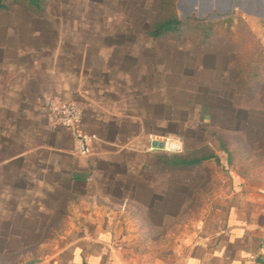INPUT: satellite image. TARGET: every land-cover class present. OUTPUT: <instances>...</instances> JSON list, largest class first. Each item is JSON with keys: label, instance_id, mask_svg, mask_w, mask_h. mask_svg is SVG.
Wrapping results in <instances>:
<instances>
[{"label": "crops", "instance_id": "obj_1", "mask_svg": "<svg viewBox=\"0 0 264 264\" xmlns=\"http://www.w3.org/2000/svg\"><path fill=\"white\" fill-rule=\"evenodd\" d=\"M187 1L205 12L182 18L177 0L180 20L233 18L264 56V0ZM44 3L0 11V244L24 245L14 253L28 264H264V80L245 87L239 30L202 45L149 27H40ZM53 101L81 107L89 156ZM149 134L209 158L170 169Z\"/></svg>", "mask_w": 264, "mask_h": 264}, {"label": "rangeland", "instance_id": "obj_2", "mask_svg": "<svg viewBox=\"0 0 264 264\" xmlns=\"http://www.w3.org/2000/svg\"><path fill=\"white\" fill-rule=\"evenodd\" d=\"M49 6L50 16L46 20L42 21L40 27H44L49 23L52 27H62L64 30L74 29L79 26L83 27H99L107 30H119V32L135 30L141 28L150 27V23L155 16L163 9H161L160 0H47ZM187 0H181L178 6V12L183 18L190 12H193V8H197L198 12H205L203 5L190 6L187 4ZM94 14V15H93ZM94 18L95 20H93ZM96 18H98L96 20ZM147 18V19H146ZM94 21L93 23H88ZM148 23V24H146ZM48 26V25H47ZM231 27H236L246 39V52L253 49V37L247 36L246 28L243 23L233 24ZM128 29V30H127ZM190 35H185V38L190 39ZM64 39V37H63ZM140 43L151 44L144 40L143 37H139ZM196 54L194 52L190 53ZM190 55V56H191ZM216 169L214 170L215 176ZM60 217L54 219V222L60 220ZM47 235L49 229H45ZM57 229H53V233H56ZM50 245H47V249ZM24 248L22 244H0V251L3 249L5 253L0 254V264H28L30 259L16 260V254L14 251ZM21 255V254H20ZM15 257V258H14Z\"/></svg>", "mask_w": 264, "mask_h": 264}, {"label": "trees", "instance_id": "obj_3", "mask_svg": "<svg viewBox=\"0 0 264 264\" xmlns=\"http://www.w3.org/2000/svg\"><path fill=\"white\" fill-rule=\"evenodd\" d=\"M176 1L177 0H160L161 10L150 23L148 36L154 40L159 39H174L182 40L184 37L183 31L185 29L191 30L190 40H197L200 44H206L214 38H231L232 35L229 30L233 24V18H227L223 20H217L214 22H208L206 20L197 19H186L180 20L176 13ZM22 3L28 10L41 14L45 10L44 0H0V11L7 10V6L10 3ZM248 36V34H247ZM250 37V36H249ZM241 38L239 43L245 44L246 39L244 36ZM254 40V39H253ZM253 49L251 51L244 52V62L242 67H239V74L244 76L245 87L248 83L256 80H264V56L261 51V47L258 42L253 41ZM246 50V47H245ZM247 88V87H246ZM262 88V99L259 101L262 103L260 108L264 115V84ZM249 92L252 90L247 89ZM255 103H258L256 101ZM264 119V118H263ZM262 145L255 151L257 155V164L261 165L264 163V133L262 134ZM245 150V149H244ZM226 151H228L226 149ZM251 152L250 149H246ZM237 154L235 150L230 154L234 157ZM204 153L198 151L191 155H173L172 157H165V164L170 169H181L186 170L199 166L204 160H207ZM244 169H242L243 171ZM20 256H24L21 254ZM26 258H18L16 260H24Z\"/></svg>", "mask_w": 264, "mask_h": 264}, {"label": "built area", "instance_id": "obj_4", "mask_svg": "<svg viewBox=\"0 0 264 264\" xmlns=\"http://www.w3.org/2000/svg\"><path fill=\"white\" fill-rule=\"evenodd\" d=\"M48 111L55 123L70 131L75 152L81 156L91 153V141L96 137L88 135L81 128L82 109L73 102L53 101L48 104ZM147 151L150 153L163 152L169 155H178L184 152L182 139L169 135L149 134L147 136Z\"/></svg>", "mask_w": 264, "mask_h": 264}]
</instances>
